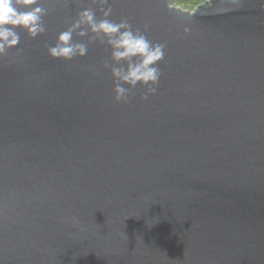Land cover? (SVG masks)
<instances>
[{"label":"water","instance_id":"95a60500","mask_svg":"<svg viewBox=\"0 0 264 264\" xmlns=\"http://www.w3.org/2000/svg\"><path fill=\"white\" fill-rule=\"evenodd\" d=\"M42 6L0 57V264H264V0H111L166 45L128 103L103 47L47 51L99 6Z\"/></svg>","mask_w":264,"mask_h":264},{"label":"clouds","instance_id":"9594fccd","mask_svg":"<svg viewBox=\"0 0 264 264\" xmlns=\"http://www.w3.org/2000/svg\"><path fill=\"white\" fill-rule=\"evenodd\" d=\"M66 2L71 4L79 0ZM91 2L99 6L102 18L97 16L94 8L78 11L70 26L59 33L55 45L48 46L50 57L71 62L85 57L90 44H98L109 53V58L103 61V69L110 70L113 77L116 102H130L137 86L145 89L143 100L156 95L162 76L160 62L165 57L166 45L148 39L149 24H145L142 31L134 28L127 17H121L118 22L111 19V0ZM48 14L42 0H0V57L18 48L21 40L18 29L33 39L43 35L47 30L44 17ZM184 31L187 34L191 29L185 28ZM72 222L78 225L74 217Z\"/></svg>","mask_w":264,"mask_h":264},{"label":"rangeland","instance_id":"374dc122","mask_svg":"<svg viewBox=\"0 0 264 264\" xmlns=\"http://www.w3.org/2000/svg\"><path fill=\"white\" fill-rule=\"evenodd\" d=\"M177 5L180 6V7H182V8L185 9V10H191V11H194L193 8H189V7H187L186 4H177Z\"/></svg>","mask_w":264,"mask_h":264},{"label":"trees","instance_id":"16d2710c","mask_svg":"<svg viewBox=\"0 0 264 264\" xmlns=\"http://www.w3.org/2000/svg\"><path fill=\"white\" fill-rule=\"evenodd\" d=\"M205 0H202V2H204ZM199 3H188L186 4L187 7L189 8H194L195 6H197Z\"/></svg>","mask_w":264,"mask_h":264},{"label":"flooded vegetation","instance_id":"af4514ba","mask_svg":"<svg viewBox=\"0 0 264 264\" xmlns=\"http://www.w3.org/2000/svg\"><path fill=\"white\" fill-rule=\"evenodd\" d=\"M205 1H206V0H205ZM186 4H188V3H186ZM199 4H200V3H199ZM199 4H198V5H199ZM198 5H197V6H198ZM197 6H195L193 9H195Z\"/></svg>","mask_w":264,"mask_h":264}]
</instances>
